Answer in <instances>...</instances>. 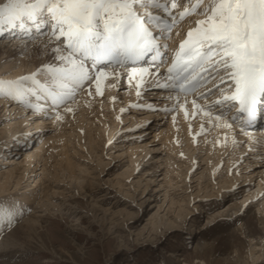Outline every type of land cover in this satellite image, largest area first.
Here are the masks:
<instances>
[{
  "label": "rangeland",
  "instance_id": "1",
  "mask_svg": "<svg viewBox=\"0 0 264 264\" xmlns=\"http://www.w3.org/2000/svg\"><path fill=\"white\" fill-rule=\"evenodd\" d=\"M152 90L157 91L154 92L155 95L160 91L157 88H152ZM14 100L12 98L10 102ZM158 101L155 105L163 103L161 98ZM108 102L109 104L106 101L102 105L95 104L98 108H95L94 113L90 115L80 116L83 107L77 108V111L72 114L71 111L64 110L67 112L62 113L64 117L61 113L56 114L47 122L45 121L46 125L39 128L44 129V132L37 138L34 136L33 141L25 148L29 150L39 147L42 151H40V159L38 156L35 157V160L39 161L35 169L36 173L33 176L31 173L27 174L26 180L19 188L15 189V184H11V188L0 195V207H14V211L19 213L11 224L7 220L5 223L4 219L0 220V241L3 244L8 238L7 243H9L7 246L0 247V264H122L126 262L128 264H160L161 262L162 264H235L233 263L234 258H228L229 253L225 249L219 248L215 252L212 245L218 244V238L226 233L229 227L231 229L240 226V217L244 216L245 209L239 206L238 211L232 212L229 206L240 205L244 199L241 196L245 190H248L247 188L253 186V183L239 187L246 181L242 179L243 175L237 170L243 171L244 169L235 167L228 170L227 163L222 167L218 178L211 177L209 168L212 161H209L208 156L213 157V154L207 153V142H203L205 146H200L199 149L203 151L197 155L195 160H192L195 167L191 169L192 166H190L189 170L187 165L190 164L191 152L188 151L189 155L187 153L182 155L179 152L185 147V140L181 139L179 151L168 150L166 144L159 143L158 148L153 151L144 152L142 149L140 154L137 152L139 159L134 162L132 159L134 155L131 152L132 142L137 138L152 140L154 128L150 127L143 131L146 125L137 127L135 125L137 119H131L133 111H129L134 110L133 107L126 106L123 107L121 114L127 118L119 121L115 135L112 134L106 143H102L100 138L92 154H89L85 147L81 148L82 154L73 152L77 163L80 164L75 171L78 178L76 176L71 178L68 176V171L63 170L62 164L60 165L63 168L61 170V167L55 164L58 155L54 154L57 152L49 153L48 144L52 139L49 141L48 138L53 136L57 130H62L59 129L60 122L58 121L60 120L56 117L60 115L63 117L61 125L67 133L75 130L74 134H81L83 136L81 142L83 144L85 142L87 147L88 140L84 137L86 125L89 123L94 125V134L97 132L96 128H100L102 132V127L109 133L113 126L112 120H118L115 115V109L118 110L117 101ZM20 103L16 105L19 106ZM150 107L149 109L161 115H153L147 121L156 127H167L168 131L172 124L170 118L173 110L168 113L169 117H167L165 110L164 113L163 110H159L158 106ZM30 109L32 108L28 107L26 111ZM1 110L2 114L6 111L5 108ZM142 111H147V109ZM126 112L132 116L128 117L129 114ZM37 113L39 112H35L36 115ZM2 114L0 115V127L5 120L12 118L8 117L9 114ZM140 115L144 114L140 113ZM86 118L89 119L86 120ZM82 119H85V125L82 124L84 131L76 125ZM99 119L104 121L100 122ZM32 120L33 118H30L28 121ZM88 120L91 121L88 122ZM185 134L186 132L184 136ZM106 135L104 133L102 139ZM74 137L72 138L76 139ZM73 144L76 145L75 142ZM87 148L89 150V147ZM211 148L213 149L210 147L209 150ZM1 149L0 171L2 172L6 170V165L9 163H2L1 155L6 148ZM34 151L36 150L32 149L31 152ZM24 152L23 150L19 156H15L18 159L16 161L25 156ZM169 152L176 157L175 162L166 161ZM159 153L167 158L163 160L162 165L156 159L157 157H154ZM202 154H204V159H201ZM100 157L103 158L102 161H98ZM206 158L209 163H206ZM130 167H132L130 175L123 176ZM256 168L262 169L256 173L257 176L261 175L264 172V161L262 166ZM54 169L58 170V173ZM28 175L31 176L28 177ZM150 177L152 181L148 180ZM34 178L37 180L35 193L32 194L29 204L23 206L19 204L21 202L20 193L31 186L29 185L30 180ZM226 179L227 181L233 180L235 183L231 188L221 187L222 192H220L218 187ZM257 188L258 186L254 185L248 193ZM248 205L249 209L256 210V213L260 214L258 223L261 228L263 227V231L264 199L261 201L252 199ZM31 216L40 217V221L34 226L35 229L28 226L26 222ZM226 220L233 222L228 226ZM22 229L31 231V236L23 233ZM4 237L5 239L2 240ZM252 241L256 243L255 247L253 246V254L245 248V260L240 264H254L256 260H258L256 264H264V237L255 238ZM7 243L5 241V244ZM257 255L260 256L256 257Z\"/></svg>",
  "mask_w": 264,
  "mask_h": 264
},
{
  "label": "snow or ice",
  "instance_id": "2",
  "mask_svg": "<svg viewBox=\"0 0 264 264\" xmlns=\"http://www.w3.org/2000/svg\"><path fill=\"white\" fill-rule=\"evenodd\" d=\"M149 9L162 12L167 19L154 16ZM193 15L197 18L188 21L186 38L174 50L166 73L132 67L129 79L137 73L141 78L163 76L166 82L157 79L155 85L175 91L177 107H183L181 94H192L196 96L191 102L194 108H198L197 99L209 101L198 110L208 114L210 121L213 109L231 106L251 122L264 106V0H0V31H28L30 25L44 24L54 44L52 61L34 73L0 80V92L20 99L36 96L39 90L56 107L73 99L86 83L95 82L100 93L105 76L102 65H135L151 54L150 67H159L154 62L164 54V45L154 29L170 36L171 29ZM210 82L212 88L201 92ZM221 119L216 114L215 120ZM224 126L233 127L227 121ZM18 214L0 207V219L9 224Z\"/></svg>",
  "mask_w": 264,
  "mask_h": 264
},
{
  "label": "bare ground",
  "instance_id": "3",
  "mask_svg": "<svg viewBox=\"0 0 264 264\" xmlns=\"http://www.w3.org/2000/svg\"><path fill=\"white\" fill-rule=\"evenodd\" d=\"M190 20H193V18H188L186 23L184 24V28H182L181 30H178V32L180 33V36L177 39L178 44H180V42L186 38V32L188 31V29L190 27L188 21H190ZM180 26H182V24H180ZM7 32H9V35L7 36L9 39L5 38V33H7ZM49 37H50L49 28L47 25H44V24H42L39 28L30 25L28 31H23L19 28H16V29L6 28L3 31H0V80H14V79H17L21 76H25V75L34 73L37 71L38 68H41L45 64H47L48 62L52 61V51L51 50L54 47V44L49 39ZM103 68L106 69V70H104L106 73H105V76L100 81V93H98L96 91L95 82H93L91 85H88L86 83L82 90H78L76 92L77 95L75 94V96L73 98L77 101V102L75 101V103H74L75 105H72L73 99H69V100H67L66 104H64L65 106H63L64 107L63 110H57V114L59 115L60 113L61 114L67 113L68 111L65 112L66 108H70L71 114H72V113H75L77 111L76 110L77 108L81 109L83 107V110L80 111L81 112L80 116H82L84 114L90 115V114L94 113L95 108H98L97 106H95V104L99 103V105H102V103L105 101L108 104H109L108 101H110V102L111 101H117L118 110L115 109V112H116L115 115L118 118V120L117 121L114 119L112 120L113 126L110 129V132L107 133L106 129L103 130V127H102L101 128L102 132H101L100 128H96L97 132H96V134H94V125L90 124V123L88 125H86L85 126V133L84 132L83 133L85 134L84 137L87 138V140H88V146H87V147H89V150H88V148L85 146L86 143L84 142V144H83L81 142V138H83V136L79 133L74 134L75 130H73V132L69 131V133H67V131H65L61 125L63 122L62 119H59L60 120V121H58V122H60L59 129H62V130H57V132L53 136L48 138L49 141L52 139L51 142H49L50 144H48L50 147L49 153L53 154V152H57L54 154L58 155L57 156L58 159L55 161V164L58 165L59 167H61L60 165L62 164V166H64V169L61 167L60 170L66 169L68 171L67 173H69L68 176H70L71 178H74L76 176L75 171H76L77 167L80 165L79 163H77L75 157L73 156V152H74V154H82L81 148H84V147L87 149L89 154H92L93 152H95L96 145L99 144L100 138H101L102 143H104V142L106 143L107 139L110 138L112 134L115 135V133H116L115 130L119 124V121H123L127 118L126 116L124 117V115L121 114L123 107H126V106L130 107V106H132V104L134 105V106H132L134 110H129V111H133V112H131L133 114V116H132V114L130 115L129 112L128 113L126 112V113L130 115V116L128 115V117L132 116L131 119H133V118L137 119L138 125L137 124H135V125L137 127L142 126V125H146L145 128L142 127L143 131L148 130L150 127L154 128V134H153L152 140L149 141L147 138H141V139L137 138L136 140H134L132 142L133 148L131 149V152H132V155H134V156H132V159L134 160V162L139 159V158H137L138 155H136L137 152H138V154H140L141 153L140 150H142V149L144 150V152H146L147 150L153 151V150L158 148L157 146L159 143L166 144V147L168 148V150L170 149V150L175 151V152L179 151V149H178L180 147L179 141L181 139V140H185V147L183 149H181L179 152H181L182 155H184L186 153H187V155H189L188 151L191 152V155L193 156V158L191 155H189L191 157V159L189 158L190 164L187 165V168L189 170L190 166H192L191 167V169H192L193 167H195L193 164L194 162L192 160H195L197 155L200 154L201 151H203V149H199L200 143L205 141V140H208V138L210 136L214 135L215 141L213 139L212 142L215 145V149L213 150L211 148L210 150L207 151V153L213 154V157L211 155L208 156L209 161H212L211 166L209 168V173H210L211 177H214V179H215V178H218V176H220L221 169L224 166L223 165L221 167V161H222L221 158L227 152L228 147L231 145V143H240V140H239V142H238V140L236 141L238 136H240L241 139H246V137H248V140H251L253 142V144L250 146H246V147H243L242 145L235 144V146H234L235 151L233 152L232 155H229L227 160H226L227 164H228L227 165L228 168H231V166L233 164H238L240 159H242V158L245 159L244 154L246 151L247 152L248 151L253 152V150L256 148V146H255L256 143H254V142H257V140L259 139L257 135H252V134H249L246 132H240V134H236V132H238V131H236V129H234V125L231 128H226L224 126L225 121H227V118L225 116H221L222 119L217 122L215 120V116H213L214 114L212 112L211 113L212 120L210 121L208 114H206L203 111L199 113L198 111H196L192 107H188V106L177 107L176 104H174V107L176 108V110L172 109L173 113H172V117L170 118L171 119L170 121L172 124H171V127L168 129V131H167V127L164 128V126H162V127L161 126H159V127L154 126L153 123H151L150 121H147V119H149V117H152L153 115L154 116H156L158 114L161 115V113L153 111V110L149 109V107L152 106V103L157 104L156 101L160 100V98L162 99V102L166 101V98L161 96V95L166 94V92L168 90L167 89L161 90L160 88L156 87L160 91H158V94L156 93L157 95H155L154 92H157V91L152 90L153 87L150 86L151 81L153 80V77L146 76L145 78H141L138 76L139 74L137 73V74H133L132 78L129 79V73L131 70L114 69V68H110V67H103ZM145 81H146V83H145ZM137 85H139V87H137ZM28 86L31 87V82H28ZM141 88H144L146 90V92L144 93V96H143L144 99L138 98V95H137V92H139V89H141ZM119 90H121V91L118 92ZM163 92H165V93H163ZM152 95H154V96H152ZM47 98L48 97L46 96V94L44 92L37 90L36 96H24L20 99H15L13 102H10L12 100L11 96H6L3 92H0V110H1V108H5L6 111L3 114H6V112L8 111V113H7V114H9L8 117H12L11 119L8 118L7 120H5V122L0 127V150H2L1 149L2 147L10 148L9 149L10 152L14 153V151H18L19 148L23 149V147L29 146L31 141H33V139H34V136L37 138L44 132V129H39V128H42V126H45L47 120L51 119L52 117H54L56 115V114H52L54 109H58L56 106L52 105L51 99L50 98L47 99ZM167 98H169V97H167ZM19 102H21V103L19 106H17L16 104ZM158 102H160V101H158ZM28 104H33V105H36L37 107L35 109L32 108V109L26 111V109L28 108V106H27ZM108 104H107V107H108ZM180 104L183 105L181 102H180ZM40 106H42L43 110H40ZM143 109H147V111H142ZM96 110H98V109H96ZM35 112H39V113H37V115H36ZM99 112H100V109H99ZM161 112H163V111H161ZM140 113H143L144 115L141 116ZM164 113H165V111H164ZM215 113L218 114V111H216ZM13 114H16V115L10 116ZM63 114H62V116L64 117L65 115H63ZM127 114H125V115H127ZM205 115H207V116H205ZM60 117H61V115H60ZM98 117H99V115H98ZM30 118L31 119L33 118V120L28 121ZM101 118H103V117H101ZM87 119H89V118H86V120ZM99 120H100V122L104 121L101 119H99ZM52 121L54 122V119H52ZM55 121L57 122V120H55ZM84 121H85V119L78 121L79 123L78 122L76 123L77 128H82V124L85 123ZM90 121L91 120H88V122H90ZM27 122H29L31 124H29ZM104 123H102V124H104ZM228 123L231 124L230 122H228ZM63 125H64V123H63ZM124 126H126V125H124ZM120 127L118 129H120ZM184 129H186V131H184ZM82 130L84 131L83 128L81 129V131ZM184 132H186V134H185L186 136H184ZM75 133H76V131H75ZM104 133H106L107 135L102 139ZM252 133H254V132L252 131ZM137 134H140V133L137 132ZM74 135H75L76 139L72 138V137H74ZM73 142H75L76 145H74ZM203 145L205 146L204 143L202 144V146ZM32 149H34L36 151L31 152ZM32 149L25 150V152H24L25 156L19 161H16L18 159H16L15 155L13 157L11 156V157L5 158V159H8V160H5V162L9 163V165H6L5 171H2V172L0 171V195L2 193H4L6 190H9L11 188L10 187L11 184L12 185L15 184V189L19 188L21 186L22 182H24V180H26L25 178H26L27 174L31 173V175L33 176L36 173L35 169H36V167L38 165L37 163L39 161L37 162L35 160V157L38 156L40 159L39 155L41 153L40 151H42V150H40L39 147H37V149L36 148H32ZM21 151H23V150H21ZM248 153H250V152H248ZM203 156H204V154L201 155V159H204ZM154 157H157L156 159H158V162L160 163V165H162L164 159L165 160L167 159V158H165L166 156L162 153L155 154ZM175 159H176V157H174L170 153V154H168V159L166 161H172V162L174 161L175 162ZM224 159H226V158H224ZM102 160H103V158H101V157L98 158V161H102ZM205 160H207V158ZM10 161H12V162H10ZM209 161L207 160L206 163H209ZM251 162L252 161H248L245 164L246 169L243 171H240V173L243 175L242 179H244V181H247V180L249 181L254 177V173H252V172H254L256 169L250 168L253 166V164ZM53 167H55V166H53ZM55 169H58V168L55 167ZM55 169H54V171H55ZM197 169H198V167H197ZM57 171L58 170H56L55 172H57ZM131 171H132V167L128 168V170L126 171V173H124L123 176H129ZM30 176L28 175V177H30ZM58 176H59V174H58ZM147 177H148V175L146 176V178ZM35 178L30 180V183H32V184L29 183V185H31V186L29 188H25V190H23L24 192L22 191L20 193L19 197H20L21 202L19 204H21L23 206H25V205L27 206L29 204L28 202H30L32 200V196H33L32 194L35 193V188L37 186V180ZM76 178H78V177L76 176ZM148 180L152 181L151 177L148 178ZM259 180H260V182H259V187H258L257 191L262 192V190L264 189V180L262 178H260ZM118 182H119V179L117 180V183ZM217 183H219V182H217ZM234 183H235V181H233V180L227 181V179H226V181H223V183L220 185V187H218V190L220 192H222L220 190L221 187L231 188L234 185ZM242 185L245 186L247 184L246 183L240 184L239 187H241ZM25 186L26 185H24V187ZM233 188H235V186ZM257 191L252 192V193L250 191V193H248V195L246 197H244V199L242 198L243 199L242 206H245V204L247 203L249 198L250 199L257 198V196L259 195V193ZM44 192H45V190H44ZM218 194H220V193H218ZM201 195H203V194H201ZM143 197H145V196H143ZM263 199H264V195H263ZM39 202H40V200H39ZM6 203H7V201H6ZM8 204H7V206H8ZM239 206L240 205L235 204V205H230L229 207H230V210L232 212H234V211H238ZM249 208H250L249 205H247L245 208L244 216L242 215L240 217V215L238 214L239 215L238 217H240V219H241L240 226L234 227V228L232 227L231 229L229 227V230L226 233L222 234L218 238V244L212 245L213 251H215V252L219 248H223L222 250L225 249L229 253L228 258H230V257L234 258L235 262H233V263H235V264H240L241 261L245 260V258H244V253L246 252V251L244 252L245 248H248V250H250V253L253 254V246L256 245V243L253 242L252 240H254L255 238L262 239V237H264V230L262 231L263 227L261 228L259 226V223H258L260 220V214L256 213V210L254 211V210L249 209ZM7 209L15 210L14 207H7ZM106 211H108V210L106 209ZM227 214H228V212H227ZM211 217H213V215ZM39 218L40 217H38V216H31L30 218H28L26 220L27 225L33 228L37 224V222L40 221ZM230 218H234V217H230ZM5 220L6 219H4V223H5ZM231 220H233V219H231ZM231 220H229V221L226 220L228 226L230 223L233 222ZM154 224H155V221H154ZM227 224H225L226 227H228ZM1 229H3V228H1ZM34 229H35V227H34ZM12 232H14V231H12ZM23 233L27 234L29 237L31 236V231L23 230ZM25 237H26V235H25ZM19 238L20 237H18V239ZM3 239H5V237L2 238V240ZM5 241L7 243L8 238H6ZM5 241L3 244H5ZM14 241H16V240H14ZM3 244H2V241H0V247L7 246L9 243H7L5 245H3ZM263 249H264V246H263ZM217 252H219V251H217ZM259 256L260 255H257L256 257H259ZM256 263H258V260L254 261V264H256Z\"/></svg>",
  "mask_w": 264,
  "mask_h": 264
}]
</instances>
